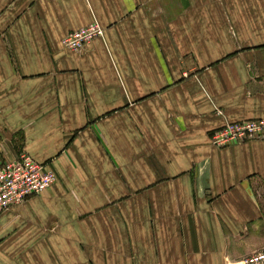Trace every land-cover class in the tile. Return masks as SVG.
Returning <instances> with one entry per match:
<instances>
[{
  "label": "crops",
  "instance_id": "crops-1",
  "mask_svg": "<svg viewBox=\"0 0 264 264\" xmlns=\"http://www.w3.org/2000/svg\"><path fill=\"white\" fill-rule=\"evenodd\" d=\"M263 116L264 0H0V163L55 174L0 214V264H239L264 249V140L210 134Z\"/></svg>",
  "mask_w": 264,
  "mask_h": 264
},
{
  "label": "built area",
  "instance_id": "built-area-1",
  "mask_svg": "<svg viewBox=\"0 0 264 264\" xmlns=\"http://www.w3.org/2000/svg\"><path fill=\"white\" fill-rule=\"evenodd\" d=\"M102 36L103 28L97 20H93L67 33L61 42L65 49L78 52ZM251 140H264V116L227 122L210 134L211 144L220 149ZM54 182L53 171L27 153H21L0 163V214L14 205L40 195ZM239 264H264V249L249 255Z\"/></svg>",
  "mask_w": 264,
  "mask_h": 264
},
{
  "label": "rangeland",
  "instance_id": "rangeland-1",
  "mask_svg": "<svg viewBox=\"0 0 264 264\" xmlns=\"http://www.w3.org/2000/svg\"><path fill=\"white\" fill-rule=\"evenodd\" d=\"M23 203V202H22ZM22 203H20V204H22ZM20 204H18V205H20ZM15 206V205H14Z\"/></svg>",
  "mask_w": 264,
  "mask_h": 264
}]
</instances>
